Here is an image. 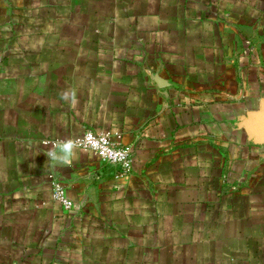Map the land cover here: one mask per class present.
<instances>
[{
	"label": "crops",
	"instance_id": "1",
	"mask_svg": "<svg viewBox=\"0 0 264 264\" xmlns=\"http://www.w3.org/2000/svg\"><path fill=\"white\" fill-rule=\"evenodd\" d=\"M262 98L264 0H0V264H264Z\"/></svg>",
	"mask_w": 264,
	"mask_h": 264
},
{
	"label": "built area",
	"instance_id": "2",
	"mask_svg": "<svg viewBox=\"0 0 264 264\" xmlns=\"http://www.w3.org/2000/svg\"><path fill=\"white\" fill-rule=\"evenodd\" d=\"M63 142L66 141L53 140L45 142V145L54 150H60V146ZM67 142H71L72 149L75 148L92 152L103 162L120 168L123 173H129L133 168V160L130 151L117 144L111 133L86 132ZM50 180L52 182L54 199L61 203L65 209L70 210L73 206L67 199L63 187L54 180L52 176Z\"/></svg>",
	"mask_w": 264,
	"mask_h": 264
},
{
	"label": "water",
	"instance_id": "3",
	"mask_svg": "<svg viewBox=\"0 0 264 264\" xmlns=\"http://www.w3.org/2000/svg\"><path fill=\"white\" fill-rule=\"evenodd\" d=\"M237 127L244 130L250 142L257 146H264V98L257 109L249 110L240 117Z\"/></svg>",
	"mask_w": 264,
	"mask_h": 264
},
{
	"label": "clouds",
	"instance_id": "4",
	"mask_svg": "<svg viewBox=\"0 0 264 264\" xmlns=\"http://www.w3.org/2000/svg\"><path fill=\"white\" fill-rule=\"evenodd\" d=\"M61 155L57 157L55 153L52 154L54 159H59L61 163L65 165H71V153H72V144L71 142H63L60 146Z\"/></svg>",
	"mask_w": 264,
	"mask_h": 264
}]
</instances>
